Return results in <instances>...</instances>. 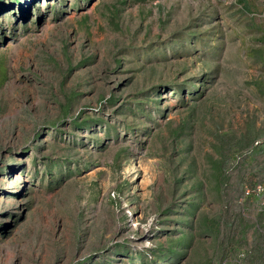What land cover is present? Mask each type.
I'll return each mask as SVG.
<instances>
[{
  "label": "rangeland",
  "instance_id": "obj_1",
  "mask_svg": "<svg viewBox=\"0 0 264 264\" xmlns=\"http://www.w3.org/2000/svg\"><path fill=\"white\" fill-rule=\"evenodd\" d=\"M263 8L0 0V264H264Z\"/></svg>",
  "mask_w": 264,
  "mask_h": 264
},
{
  "label": "built area",
  "instance_id": "obj_2",
  "mask_svg": "<svg viewBox=\"0 0 264 264\" xmlns=\"http://www.w3.org/2000/svg\"><path fill=\"white\" fill-rule=\"evenodd\" d=\"M262 16H263V18H264V8H263ZM256 190H259V191L264 190V186L259 185V186L256 188ZM248 193H250V191H248Z\"/></svg>",
  "mask_w": 264,
  "mask_h": 264
},
{
  "label": "bare ground",
  "instance_id": "obj_3",
  "mask_svg": "<svg viewBox=\"0 0 264 264\" xmlns=\"http://www.w3.org/2000/svg\"><path fill=\"white\" fill-rule=\"evenodd\" d=\"M8 29V28H7Z\"/></svg>",
  "mask_w": 264,
  "mask_h": 264
}]
</instances>
